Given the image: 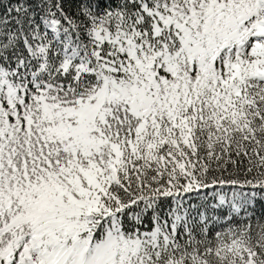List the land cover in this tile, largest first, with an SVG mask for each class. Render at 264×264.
Here are the masks:
<instances>
[{"label": "snow or ice", "instance_id": "obj_1", "mask_svg": "<svg viewBox=\"0 0 264 264\" xmlns=\"http://www.w3.org/2000/svg\"><path fill=\"white\" fill-rule=\"evenodd\" d=\"M0 264H264V0H0Z\"/></svg>", "mask_w": 264, "mask_h": 264}]
</instances>
